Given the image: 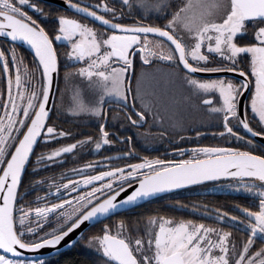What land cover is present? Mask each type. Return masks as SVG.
I'll return each instance as SVG.
<instances>
[{
  "label": "snow or ice",
  "instance_id": "snow-or-ice-1",
  "mask_svg": "<svg viewBox=\"0 0 264 264\" xmlns=\"http://www.w3.org/2000/svg\"><path fill=\"white\" fill-rule=\"evenodd\" d=\"M62 5L0 0V264H46L26 251L55 250L85 222L130 212L161 193L222 180L228 183L219 187L251 195L255 207L227 211L176 201L178 209L215 223L154 212L121 216L99 233L79 235L100 264H264V0ZM58 45L66 51L63 87L56 83L54 93ZM24 46L29 58L19 50ZM185 109L202 113L198 126L215 129L210 134L223 143H200L207 133L188 124ZM58 111L94 120L97 133L63 128L55 122ZM134 136L197 142L173 147L180 158L165 160L140 156ZM117 142L128 150L101 155ZM86 149L94 161L25 187L29 173L36 177ZM38 189L43 195L32 207L25 197ZM50 219L54 226L45 228ZM233 229L248 235L237 243Z\"/></svg>",
  "mask_w": 264,
  "mask_h": 264
},
{
  "label": "flooded vegetation",
  "instance_id": "flooded-vegetation-1",
  "mask_svg": "<svg viewBox=\"0 0 264 264\" xmlns=\"http://www.w3.org/2000/svg\"><path fill=\"white\" fill-rule=\"evenodd\" d=\"M41 3L44 4L45 1L41 0ZM58 8L62 7L59 5H56ZM28 10V9H26ZM34 14V13H30ZM69 15H74V13L69 12ZM47 27H52L51 22H45ZM152 22V21H149ZM22 53H24L26 58H29L31 55V52L27 50L25 47H21L19 49ZM66 51V48L64 46L58 45V52L61 54V71H60V79H59V85L60 87H63V73H64V57L63 53ZM179 98V102H182ZM59 100H56V106ZM201 115L203 116L202 113H199L200 119ZM57 116L59 117L58 119L55 120L56 123H58L60 126L63 128L67 127H77V130L79 133H82L83 135H95L97 133V124L94 120H84V119H77L72 117L70 114H67L66 112H57ZM204 117V116H203ZM191 117L189 114L185 116V119L187 121H191ZM205 119V117H204ZM196 130L202 131L207 133L206 135L202 136L200 139V143L206 144V145H214V144H222L223 141L220 139L214 138L210 133L214 131L215 129L211 127L207 128H201L197 127L195 128ZM115 131H119L121 135H125L126 133L124 130L120 129L118 126L115 129ZM152 131L155 133L158 131V128L153 127ZM130 134V133H129ZM182 135L184 133H181ZM189 136H192L191 131L188 133ZM77 139L80 137L77 136ZM65 141H69V139H65ZM62 142V141H61ZM197 141L193 137L190 140L180 142L176 141L174 139L170 140L169 138H163V139H149L147 142L139 137L134 136L132 144L136 148L137 152L139 153L140 156H149V157H154V156H159L161 159L165 160H175L179 159L177 155H175L171 149L173 147L176 148H184V147H191L193 144H195ZM56 145H54L55 147ZM228 146H240L243 147V145L236 144L234 142H229ZM128 150L127 145L120 144L119 142L111 145V146H106L104 149L101 150V155L102 156H115L118 153H122ZM97 157L93 154H89L88 150L86 149L85 152L83 153H78V159L73 158L72 156H69L67 159V162L64 163L61 166L57 165H49L47 170L42 171L39 173L38 176L32 177L31 173H29V176L27 179L24 181L25 187L28 186L29 181L31 179H39L40 176L44 177H49L52 176L54 178L59 179L61 172H63L65 169L72 168L78 166L79 163H83L85 161H94ZM132 162V161H129ZM113 164H121L124 163V161L120 160H114L112 162ZM102 170V169H98ZM73 178V177H70ZM228 181H221V182H215V183H208L205 184L204 186H193V187H188L181 189L177 192H174L172 194H168L165 196H162L160 198H157L155 200H151L144 205L135 208L134 210L130 211L128 214L131 216H136L142 213L145 210H148L149 206L152 205H158L161 207L162 214H167L170 216H175L176 218H185V219H194V220H203L205 223H215L213 220L207 219L204 216L200 215L199 213H192L190 208L180 210L178 209L176 205V201H181L186 205H190L192 203L196 204H207L209 205V208L212 207H218V208H223L224 210L227 211H233L234 210V205H243L245 207H255L256 200L254 197L251 195L242 193V192H234L230 189L227 188H221L219 187L220 184H227ZM43 188L46 190L47 185H44ZM36 195H43L42 190H37L35 192H30L27 197H25V200L29 202L30 206H37L35 203H32L35 199ZM171 199H167L170 198ZM51 199V197L49 198ZM239 214V213H236ZM54 220H49V222H53ZM226 226V225H225ZM88 234V231L85 233V235ZM233 234L234 238L236 239L237 243L242 241L248 233L233 229ZM84 242V240H83ZM261 241L257 240V244L259 245Z\"/></svg>",
  "mask_w": 264,
  "mask_h": 264
},
{
  "label": "trees",
  "instance_id": "trees-1",
  "mask_svg": "<svg viewBox=\"0 0 264 264\" xmlns=\"http://www.w3.org/2000/svg\"><path fill=\"white\" fill-rule=\"evenodd\" d=\"M65 129H72L74 132H78L77 127H67ZM68 142H71V140L69 139ZM62 143H67V141L62 140ZM54 145L55 144H52L50 145V147H54ZM28 176L25 177L24 181L27 179ZM167 199H171V197ZM161 211V207L154 204L152 206H149L148 210H145L140 214L148 215L154 212L161 213ZM128 213L129 212H123L121 214H118L117 216H113L110 219L104 220L98 224L93 225L88 230V234H86L85 236L99 233L104 223L112 224L121 216H131ZM83 240L84 239L81 238L78 243L72 248L65 250L57 255L45 258L46 264H100L101 258L95 253L93 249H91L90 247H86L85 242H83Z\"/></svg>",
  "mask_w": 264,
  "mask_h": 264
},
{
  "label": "water",
  "instance_id": "water-1",
  "mask_svg": "<svg viewBox=\"0 0 264 264\" xmlns=\"http://www.w3.org/2000/svg\"><path fill=\"white\" fill-rule=\"evenodd\" d=\"M45 1V0H43ZM56 5H59V6H62V0H56ZM26 49H27V46H24ZM28 50V49H27ZM30 51V50H29ZM58 81H54V87H53V92L55 93V86H56V83H58ZM51 103V101H50ZM222 181H226V180H222ZM213 182H220V181H209V182H206L207 183H213ZM193 186H198V185H193ZM193 186H188V187H193ZM188 187H185V188H188ZM181 189H184V188H181ZM181 189H177V190H173L172 192L170 193H161L159 194L157 197L151 199V200H154V199H157L159 197H162V196H165V195H168V194H172L174 192H177ZM149 200V201H151ZM147 201V202H149ZM147 202H144L140 205H138L137 207L141 206V205H144L145 203ZM136 207V208H137ZM120 214V213H119ZM104 221V220H103ZM102 222V221H101ZM100 223V222H98ZM98 223H95V224H98ZM95 224H92V225H89L88 222H85V224L81 225V227L79 229H76L74 230L72 233H69L68 236L65 237V239L63 241H61V244L56 246V249L54 250L53 248L51 247H45V248H42V249H39L37 250L36 252H32V251H26V256L28 257H36V256H39L41 258H47V257H50V256H54V255H57L65 250H68L70 248H72L73 246H75L77 243L75 244H70L68 243L69 241H72V240H76V241H79V239H81L79 233L81 231H84V233H86V231H88L93 225Z\"/></svg>",
  "mask_w": 264,
  "mask_h": 264
},
{
  "label": "rangeland",
  "instance_id": "rangeland-1",
  "mask_svg": "<svg viewBox=\"0 0 264 264\" xmlns=\"http://www.w3.org/2000/svg\"><path fill=\"white\" fill-rule=\"evenodd\" d=\"M178 97H179V94H177V97H176L177 103L181 104V106H182V102H179V98ZM57 101H58V99H57ZM59 104H60V102L57 103L58 106H59ZM187 114H189L191 117H194V118H191V121H188V124L192 128H197L199 121L204 119V117L202 115H201V119H200L199 113L189 112V111H187V109H185L183 115L186 116ZM172 135H173V133L170 132V136H172ZM49 226L50 227L54 226V221L53 222H48L47 224H45V228H48Z\"/></svg>",
  "mask_w": 264,
  "mask_h": 264
}]
</instances>
